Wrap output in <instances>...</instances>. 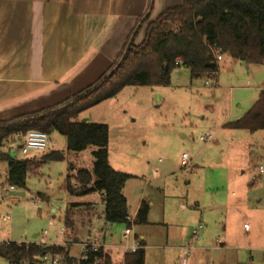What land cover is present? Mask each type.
<instances>
[{
    "label": "rangeland",
    "instance_id": "rangeland-1",
    "mask_svg": "<svg viewBox=\"0 0 264 264\" xmlns=\"http://www.w3.org/2000/svg\"><path fill=\"white\" fill-rule=\"evenodd\" d=\"M263 81L264 65L249 66L226 58L221 63L218 82L209 80L206 85L207 80L193 81L191 72L180 68L172 74L168 87H127L116 97L93 107L83 119L79 117L81 121L88 118L89 123L109 127L110 165L117 172L133 176L123 191L129 214L134 215L142 199L150 203L152 224L133 227L134 232L146 237L147 264H182L185 258L187 264H199L201 247L207 249L204 264L217 262L222 254L213 250L217 241L223 244L232 232L244 237V226L249 230L254 226V209L262 210L257 220L263 221L264 177L261 183L249 185L259 173V166L264 167V131L250 134L220 126L225 116L234 122L253 107V89ZM207 134L213 135V141L201 142L200 138ZM243 140L249 143L242 157L237 150ZM20 143L7 145L2 151L10 150L14 159L38 161L43 153L51 152H60L65 159L46 163L39 173L29 174L26 188H15L7 198H0L1 240L63 242L66 237L58 234L67 229L66 206L92 202L96 204L98 226L67 229L68 236H77L81 241L73 243L72 254L81 252L80 243L92 242L103 232L106 243L118 245L124 241L127 226H105L104 206L98 193L71 197L63 188L67 178L74 177L77 171L92 172L96 148L68 151L66 139L51 133L47 151H32L24 156ZM184 153L191 159L188 167L181 165ZM252 155L257 158L251 159ZM4 181L2 176L0 194L4 192ZM40 195H47L49 201H42ZM11 198L18 200L12 203ZM238 201L243 204L237 206ZM4 217H8L5 222ZM226 222L224 231L222 226ZM200 224L208 227L199 231L200 238L194 244L192 232ZM110 231L114 234L112 241L108 238ZM44 233L46 237L42 236ZM35 235L38 237L34 238ZM188 244L193 247L189 256L174 249ZM251 249L255 264H264V244ZM114 255L118 262L119 254ZM231 255H227L229 264H249L248 253ZM0 264L9 262L0 258Z\"/></svg>",
    "mask_w": 264,
    "mask_h": 264
},
{
    "label": "trees",
    "instance_id": "trees-1",
    "mask_svg": "<svg viewBox=\"0 0 264 264\" xmlns=\"http://www.w3.org/2000/svg\"><path fill=\"white\" fill-rule=\"evenodd\" d=\"M219 56H227L249 66L264 65V0H182L180 6L167 9L148 25L142 43H131L126 48L118 69L96 90L78 100L83 93L72 97L36 116L13 122L0 121V149L5 145L19 144L31 131L44 132L49 136L52 131L58 133L66 139L68 151L83 152L90 147L96 148L92 154V172L77 171L74 177L67 178L63 188L71 197L100 194L107 223L130 227L129 207L123 190L133 176L117 172L110 165L109 127L81 121L80 115L116 97L127 87H168L172 74L180 68L188 69L193 81L210 78L215 81L219 72ZM224 129L250 134L264 131V91L242 118L227 123ZM43 154L35 161L14 159L10 152L0 151V163H5L8 169L6 184L24 189L29 174L39 173L46 163L65 159L60 152ZM149 210L148 204L141 205L135 225L149 224ZM46 256L58 257L60 264L77 263L69 244L0 243V258L9 264H43L42 259ZM86 256L81 264H92L97 257L101 258V264H113L103 250L95 253L87 248ZM125 264H145L143 247L127 255Z\"/></svg>",
    "mask_w": 264,
    "mask_h": 264
},
{
    "label": "crops",
    "instance_id": "crops-1",
    "mask_svg": "<svg viewBox=\"0 0 264 264\" xmlns=\"http://www.w3.org/2000/svg\"><path fill=\"white\" fill-rule=\"evenodd\" d=\"M181 4L182 0H0V121L13 122L24 117L42 114L67 102L70 98L86 92L117 64L131 43L139 45L143 42L151 22L155 21L167 9L178 7ZM226 58L229 57L223 56L218 61L217 82L221 63ZM262 91H264V81L253 89L254 100H256L253 105L257 102ZM91 110L92 108L85 111L80 117L83 119L84 115ZM229 118L225 116L221 120L220 126L224 128V125L230 122ZM85 121H88V118ZM248 143L243 140L238 145L239 150L237 151L242 157V152L245 151ZM6 146L0 151L10 152V150L2 151ZM9 146H15V144ZM251 154H254L253 151ZM255 157L257 158L252 155L251 159L255 160ZM258 175L259 173L253 176L250 187L261 183L264 174L261 175L259 182L253 181ZM2 176L5 177L4 182H6L8 169L5 163H0V179ZM99 196L105 212L102 196L100 194ZM40 198L42 201H49L47 195H40ZM17 200L11 198L10 202L13 203ZM143 203L148 204L150 208V203L145 199L140 201L134 215H130L132 223L130 228L132 229L139 226L135 225V221ZM241 204H243L242 201L237 202V206ZM95 210L96 204L92 202H76L67 205L65 210L66 228L73 230L85 225L89 228L97 227ZM52 212L54 213L55 210ZM251 212L254 216V226L250 227L249 232L243 230L242 236L244 237L239 234L237 236L232 232L227 235L228 237L226 236V240L221 246H217L216 242L213 250L222 251V254L217 262L213 261L211 264H229L227 255L232 253L231 256H233L239 252L248 253L249 264H255L256 257L253 256L251 248L258 244H264V218L263 221L257 220L260 217L257 214L262 210L254 209ZM150 213L151 209L148 215V225L152 224L149 221ZM104 223L105 226L112 225L107 223L105 216ZM243 223H246V220ZM199 227L202 230L208 225L200 224ZM222 227L224 231H227V222ZM67 229L63 242L36 243L61 246L69 244L72 254L73 243L81 241L77 236H68ZM134 233L141 240L145 252V264H147L149 246L146 237L141 232ZM105 234L103 232L96 237L102 238L104 252L111 257L113 264H125L126 256L132 255L129 250L124 248L125 241L118 245L106 243ZM42 236L46 237L47 233ZM37 237L38 235L34 236V238ZM123 237L124 235L122 239ZM108 238L111 241L114 239V234L111 231ZM0 242L10 241L0 239ZM88 243L91 242L80 244ZM193 243L195 244V242ZM174 249L181 251L183 256H189V251L193 247H189L188 244L180 248L174 247ZM205 250L207 251L203 247L198 249L201 251L198 257L199 264H204L206 261ZM114 252L119 254L118 262L115 260ZM223 253H226V256ZM79 254H72V256L78 258Z\"/></svg>",
    "mask_w": 264,
    "mask_h": 264
},
{
    "label": "built area",
    "instance_id": "built-area-1",
    "mask_svg": "<svg viewBox=\"0 0 264 264\" xmlns=\"http://www.w3.org/2000/svg\"><path fill=\"white\" fill-rule=\"evenodd\" d=\"M222 59V56L218 57V60L220 61ZM209 80H213L212 78L207 79L206 85L209 84ZM214 81V80H213ZM213 135L207 134L206 136H203L200 138V141L203 143H209L213 141ZM50 143V136L44 132L39 131H31L26 134V136L23 138V140L20 143V150L21 153L24 156H27L30 152H45L48 149ZM181 165L183 167H188L191 165V159L189 158L188 154L184 153L181 157ZM264 174V168L261 166L259 167V175L253 179L255 183L259 182L261 179V175ZM1 190L4 192L0 194V198H7L9 192H12L15 190V187H9L6 182H4L3 187H1ZM4 222L8 220V217H4L2 219ZM201 227H199L196 230H193L192 232V240L193 242H197L200 238L199 231ZM244 230L246 232H249V227L247 225L244 226ZM66 233V229H61L59 235L64 236ZM125 241L124 248L126 250H129L131 254H134L138 252L140 249H142L141 240L135 235L132 228H127L124 237ZM3 243V242H0ZM222 242L217 241V246H221ZM87 248H91L93 252L98 253L99 251L103 250L102 245V238H95L93 242L88 244H82V250L77 258L76 264H81L82 261L87 259L86 251ZM104 251V250H103ZM105 253V252H104ZM43 264H60V259L58 257L53 256H46L42 259ZM102 260L101 258L97 257L93 261L92 264H101ZM183 264H186V259L183 260Z\"/></svg>",
    "mask_w": 264,
    "mask_h": 264
},
{
    "label": "water",
    "instance_id": "water-1",
    "mask_svg": "<svg viewBox=\"0 0 264 264\" xmlns=\"http://www.w3.org/2000/svg\"><path fill=\"white\" fill-rule=\"evenodd\" d=\"M125 52L123 53V55L121 56L120 60L117 62V64L104 76V78L101 80V82L99 84H97L94 88H92L91 90L83 93L81 96H79L76 100L86 96L87 94L91 93L92 91L96 90L97 88H99L102 83H104L107 79H109V77L118 69V67L120 66L123 56H124ZM85 121V120H84ZM53 133V131H52Z\"/></svg>",
    "mask_w": 264,
    "mask_h": 264
}]
</instances>
